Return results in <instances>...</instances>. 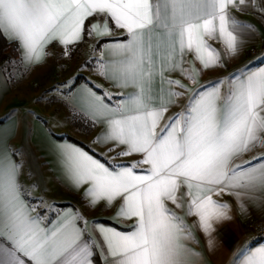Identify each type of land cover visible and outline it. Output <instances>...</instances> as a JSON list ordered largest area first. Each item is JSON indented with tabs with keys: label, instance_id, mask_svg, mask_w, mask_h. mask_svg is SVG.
I'll return each instance as SVG.
<instances>
[{
	"label": "snow or ice",
	"instance_id": "6c2138e0",
	"mask_svg": "<svg viewBox=\"0 0 264 264\" xmlns=\"http://www.w3.org/2000/svg\"><path fill=\"white\" fill-rule=\"evenodd\" d=\"M249 9L264 17V0H0V36L19 53L0 71L45 62L53 42L70 59L92 38L93 52L99 45L113 54L96 61V74L112 88L132 89L110 92L77 79L55 88L74 117L100 126L93 143L106 149L53 145L83 210L31 197L19 183L21 152L7 144L15 125L0 124V264H208L197 233L212 253L216 225L233 218V205L214 196L230 194L242 214L249 205L264 209V54L198 83L205 72L226 69L253 38L255 26L233 14ZM157 75L169 86L167 100L163 87L154 91ZM100 206L114 209L111 223L86 218ZM229 264H264V244L244 243Z\"/></svg>",
	"mask_w": 264,
	"mask_h": 264
},
{
	"label": "crops",
	"instance_id": "0c3cea01",
	"mask_svg": "<svg viewBox=\"0 0 264 264\" xmlns=\"http://www.w3.org/2000/svg\"><path fill=\"white\" fill-rule=\"evenodd\" d=\"M233 14L236 19L254 25L256 32L253 38L250 39L247 45L240 51V54L228 61L226 69L221 68L216 71L205 72L199 78L198 83L200 84H206L208 81L217 77L227 76L228 73L242 67L255 58L256 54L252 53L251 50L258 47L260 40L264 38V17L251 9L243 12H234ZM115 33L117 36L123 35L121 30H115ZM210 43H213L216 47H220V45L215 41H210ZM51 45H56V47L51 49V55L46 58L45 62L27 68L22 63H19L22 72L24 71V73H27L28 78L34 71L41 70L44 67L47 68L49 62L53 63L54 60H56V62L58 61L57 55L62 53V46L53 42L48 45L46 49L47 52L49 48H51ZM93 46L94 40L91 39L90 43L87 44L85 48V53L90 54V58H94L96 61L101 58L108 59L113 55L107 49L102 50L101 48H96L97 50L93 52ZM54 57L56 59H54ZM67 58L68 57L65 56L61 58V60L65 59V62L63 63L64 65L53 63L51 66L53 69L51 68L52 73L50 76L53 84L50 88H44L45 79H49L47 76L43 77L41 75H36V81L30 82V85L37 88L36 92L38 95L41 96L45 92L51 95L49 98V100H51L50 104L52 105L51 112H49V109L45 106V103L49 101L47 98L40 103H36L35 101H31V99L27 98V94L25 93L23 94V98L12 96L14 91L11 83L9 82V77L7 76V73L0 71V118L5 117V114L10 111L15 113L11 120L0 121V124H3L6 127L15 125V134L7 140V144L8 147L20 150L21 152L19 157H15L17 162H22L23 165L19 175V183L25 189L29 190L31 197L39 198L43 196L49 203L55 202L60 210H83L81 193L70 190L62 178L53 145L56 143L69 142L77 145L84 151H89L90 154L101 151L106 152V149L102 150L93 143V140L101 130L100 126H90L87 122L82 121L78 116L74 117L72 112L61 104L58 99H56V97L59 96V93L55 91V88L61 87V90L63 91L64 88L62 86L65 85V82L75 79L76 75L81 73L86 75L88 81H93L110 92H129L132 89L128 88L120 90L112 88L110 84L98 76L94 70L89 71L85 67L82 68L75 62H70ZM17 61H19V59ZM192 62V56L187 55L184 67H190ZM66 64H74L75 67H80L81 70L78 71L75 69V71L72 70L73 72L71 74L64 75L61 71L65 68L67 69ZM255 64L259 65L260 61L256 60ZM0 70L2 69L0 68ZM58 73L60 75H58ZM164 75L171 76L172 79H179L181 82L188 84L189 87L194 86L190 81L181 76L179 72L165 71ZM84 83L85 82H81L79 84L83 85ZM160 87L165 89L164 99L167 100L168 97L166 92L169 86L167 84L161 85L159 76L157 75L154 82V91H158ZM49 89H52V91H48ZM176 110L178 109L173 108L171 111ZM29 112L38 114L42 119L37 120L35 116L29 115ZM77 118L79 119V124L82 122L81 127L76 124ZM44 121H47V123L45 124ZM50 132L54 135H51ZM72 138L80 143H83L85 147H88L89 149L75 143ZM113 155L114 153H109L108 158L111 159ZM248 158L249 157L247 156L245 157V159ZM127 159L128 158H121L120 160H117V162ZM34 184L38 185V187L33 188L32 186ZM213 198L219 200L220 202H228L232 204L233 218L230 221H225L216 225L217 232L214 233L216 247L212 253L207 252L203 235L201 233H197V238L200 239V245L195 247H197V250L205 251L208 264H229L234 250L241 247L246 242H250L252 247L264 244V241L253 243L249 239L255 223L264 218V209H257L252 205H249L247 214H242L240 209L235 205L233 197L230 194L226 193L219 197L214 196ZM113 211L114 209L105 210L103 206H100L86 211L85 216L90 221L94 218H98L101 223L109 224L111 223L110 218ZM55 219V214L50 213L49 220ZM194 219L195 217L189 218V223H191Z\"/></svg>",
	"mask_w": 264,
	"mask_h": 264
},
{
	"label": "rangeland",
	"instance_id": "374dc122",
	"mask_svg": "<svg viewBox=\"0 0 264 264\" xmlns=\"http://www.w3.org/2000/svg\"><path fill=\"white\" fill-rule=\"evenodd\" d=\"M80 50H81V48H80ZM80 50L78 49L76 51V53L79 54L81 52ZM84 50H85V48H82V51H84ZM54 59H56V58L54 57ZM58 62H59L60 65L61 64L64 65L63 63L65 62V59L59 60ZM53 63L54 64H57L56 60H54ZM53 63L49 62L47 68L44 67L41 70L34 71L31 74V76L29 75L30 76L29 78L27 76L28 75L27 73H24V71L22 72V69H21L19 63H17L14 66H9L8 72H5V73H7V76L8 77H9V73H11V76H12V78H9V82L11 83V85L13 87V91H14V93L12 94V96H16V97L18 96V97L23 98V94L25 93V94H27L26 95L27 98L31 99V101H36L37 97H39L40 95H38V93L36 92V89L37 88L35 86L30 85V82L31 81H33V82L36 81V78H35L36 75H41L43 77L44 76H47V77H49V79L48 78H47L48 80L45 79V81H44L45 82L44 88L45 89H46V87L47 88H50V86H52V84H53L51 82V79H50L51 78L50 75H51L52 69H53L51 66L53 65ZM80 63L81 62H79L77 65H80ZM4 65H2V67H0V68L3 69L4 68ZM66 65H67V69L66 68L63 69V70L60 69V70H62L61 73L64 74V75L71 74L73 71H75V69L78 70V71L81 70L80 67H79L80 68L79 69L78 67H75L74 64H71V65L66 64ZM31 86H32V88H31ZM50 96H51L50 94H47V97L46 98L49 100ZM45 106H46L47 109H49V112H51V109H52L51 106L52 105L49 102H47V103H45ZM76 121L78 122V120H76Z\"/></svg>",
	"mask_w": 264,
	"mask_h": 264
},
{
	"label": "trees",
	"instance_id": "16d2710c",
	"mask_svg": "<svg viewBox=\"0 0 264 264\" xmlns=\"http://www.w3.org/2000/svg\"><path fill=\"white\" fill-rule=\"evenodd\" d=\"M91 39L92 38H88L84 43H82L79 46L78 49L80 50V48H81V50H80L81 52L79 54L76 53V51H75V54L72 56V58H70V59L67 58V60H70L73 63L75 62L76 64H78L79 62H81L80 63V67H82V68L85 67L89 71H93L94 70V67L93 66L95 65V61L96 60L94 58H90V54H86L85 53V50L82 51V48H86L87 44L90 43ZM53 47H56V45H51V48H49V50H48V53H50V55H51V49ZM15 48H16V45L14 43H9V42H7V40L5 38H3L2 36H0V67H2V65H4L5 62L9 60V58H11L13 60H18L19 59V53L16 52V51H14ZM96 48L99 49L100 46L99 45H96ZM57 56H58L57 57V60L58 61L61 60L62 57H64L62 55V53L59 54V55H57ZM65 57H67V56H65ZM85 60H90L91 61V64H89L88 66H82L84 64V61ZM58 61H57V64L59 63ZM58 75H60V74L58 73ZM75 79H77L79 81V83L88 81V78L86 77V75L81 74V73L80 74L78 73L76 75ZM51 80H52V78H51ZM77 120L79 122V119H77ZM78 122L76 121L77 126L81 127L82 122L80 121L81 124H79ZM72 140L75 143H77V144L85 147V145L83 143H80V142H78L77 140H75L73 138H72ZM85 148L86 149H89L88 147H85Z\"/></svg>",
	"mask_w": 264,
	"mask_h": 264
},
{
	"label": "built area",
	"instance_id": "2783aa9c",
	"mask_svg": "<svg viewBox=\"0 0 264 264\" xmlns=\"http://www.w3.org/2000/svg\"><path fill=\"white\" fill-rule=\"evenodd\" d=\"M252 53L255 54H264V38L260 40L259 46L256 48H253L251 50ZM261 225H264V218L261 220L257 221L255 225L252 228L251 234L249 236V239L251 242H259V241H264V235H260V227Z\"/></svg>",
	"mask_w": 264,
	"mask_h": 264
}]
</instances>
